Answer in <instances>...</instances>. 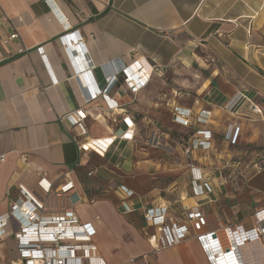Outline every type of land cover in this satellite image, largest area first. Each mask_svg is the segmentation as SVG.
Listing matches in <instances>:
<instances>
[{
	"label": "crops",
	"instance_id": "obj_1",
	"mask_svg": "<svg viewBox=\"0 0 264 264\" xmlns=\"http://www.w3.org/2000/svg\"><path fill=\"white\" fill-rule=\"evenodd\" d=\"M63 25L78 31L87 69L105 92L93 100H86L84 70L59 40ZM13 34L17 38L8 40ZM118 60L151 69L147 85L132 92L108 66ZM114 75L107 89L105 79ZM237 95L260 114L245 100L226 111ZM176 109L193 118L207 111L210 118L206 125L181 127L173 122ZM78 110L86 112L88 140L116 136L104 154L79 152L69 125L60 122ZM123 118L134 125L131 141L119 140ZM202 129L212 135L210 149L185 157L182 147ZM0 157V215L24 190L44 199L46 213L90 224L105 264H213L194 233L152 253L146 241L152 230L139 213L119 211L110 187L130 190V203L177 207L186 199L206 220L198 234L254 227V213L264 208V170L255 169L264 161V0H0ZM190 165L215 175L211 194L192 197ZM67 178L74 188L58 193ZM41 179L51 184L48 196L37 185ZM8 242L13 249L11 232L0 249ZM261 246L256 240L242 244L239 260L228 261L255 264ZM211 249L223 250L215 242Z\"/></svg>",
	"mask_w": 264,
	"mask_h": 264
},
{
	"label": "built area",
	"instance_id": "obj_2",
	"mask_svg": "<svg viewBox=\"0 0 264 264\" xmlns=\"http://www.w3.org/2000/svg\"><path fill=\"white\" fill-rule=\"evenodd\" d=\"M63 26L64 34L59 40L69 58L71 60L76 59L80 63L81 70H84L86 83H83V86L87 94L86 100H93L105 92L97 88L91 77V71L87 69L84 61L86 49L78 31H69V26ZM15 38L17 36L13 34L8 37V40ZM108 66L114 69L115 74L123 76L124 84L132 92L146 86L152 73L151 69L148 71L138 61L123 65L118 60ZM116 77L117 75L106 77L107 89L114 84ZM244 100L248 103L251 112L260 114V110L243 95L232 98L224 109L235 112ZM85 118L86 112L78 110L65 115L60 119V122L69 125L71 139L79 152H93L102 155L117 138L114 136L103 142L88 140L84 126ZM209 118L210 112L207 111H201L193 118L189 111L176 109L173 122L181 127H188L191 124L200 126L206 125ZM122 124L126 131L119 137V140L131 141L134 138L133 123L129 119L123 118ZM233 129L234 127H229L226 133L228 141L233 140ZM211 139L212 135L209 131L197 130L188 144L182 147V154L188 158L194 151H208L211 147ZM153 146L160 147V143L155 141ZM2 160L3 158L0 157V162ZM255 169L264 170V161L256 165ZM189 170L192 197L202 198L211 194L212 179L215 175L202 172L192 165L189 166ZM215 174L219 183L223 184L224 179L221 171H216ZM37 185L43 196L50 194L51 184L45 182L44 179H41ZM73 188V182L67 178V181L59 188L58 193L65 194ZM115 191L120 199L119 211L122 214L139 213L145 227L152 230V233L146 238L152 253L179 245L191 236V233H194L196 234L194 237L200 242L203 250L209 253V260L213 264H218L222 255L226 257V260L231 256L237 257L239 260L238 249L240 245L255 240L259 241L260 244L262 243V254L255 253L257 256L253 257V261L255 264L256 262L257 264H264V208L254 213V227L250 230H245L242 226H238L234 230L226 227L203 235L198 233L206 225V220L197 205L187 206L183 203V198L178 201L177 207L175 203L171 206V204L164 202L152 205H146L141 201L130 203L127 202L133 199V193L130 190L119 185ZM45 209L43 198L36 199L23 190L22 197L14 202L9 213L0 215V241L6 238L8 232H11L14 241L12 250L16 255L15 258L9 259L8 263L0 262V264H105L100 259L93 244L95 232L90 224L79 223L74 215L67 216L62 212L46 213ZM237 234L238 237H235ZM228 240L232 244L229 250V246L226 244ZM214 242L219 249H223L222 253L212 251L211 244ZM134 263L146 264L143 259Z\"/></svg>",
	"mask_w": 264,
	"mask_h": 264
},
{
	"label": "rangeland",
	"instance_id": "obj_3",
	"mask_svg": "<svg viewBox=\"0 0 264 264\" xmlns=\"http://www.w3.org/2000/svg\"><path fill=\"white\" fill-rule=\"evenodd\" d=\"M169 182V180L168 181H166V184H169L168 183ZM113 187H110V192H111V194H112V188H114L113 190H115V188H116V186L114 187V185H112ZM98 191H99V194H104V192L103 191H101L102 189L104 190V189H106V188H104V187H102V186H100V185H98ZM101 191V192H100ZM131 200H133V199H131ZM183 203L185 204V205H187V206H189V204H188V202L186 201V199H184V201H183ZM171 206H173V204H171ZM174 208V207H173ZM8 244H9V247L6 245V247H5V249H0L1 250V254H2V257L3 258H9V259H11V257H12V255L14 254L13 253V250L11 249V245H12V243L10 242H8ZM2 257H0V259L2 258Z\"/></svg>",
	"mask_w": 264,
	"mask_h": 264
},
{
	"label": "bare ground",
	"instance_id": "obj_4",
	"mask_svg": "<svg viewBox=\"0 0 264 264\" xmlns=\"http://www.w3.org/2000/svg\"><path fill=\"white\" fill-rule=\"evenodd\" d=\"M226 244H228V246H229L228 249H230V246H232L231 243H230V240H228ZM227 261H228V260H226V257L223 256V262H224V264H231L230 262H227ZM235 261H236V260H235Z\"/></svg>",
	"mask_w": 264,
	"mask_h": 264
},
{
	"label": "water",
	"instance_id": "obj_5",
	"mask_svg": "<svg viewBox=\"0 0 264 264\" xmlns=\"http://www.w3.org/2000/svg\"><path fill=\"white\" fill-rule=\"evenodd\" d=\"M227 251V250H226Z\"/></svg>",
	"mask_w": 264,
	"mask_h": 264
}]
</instances>
